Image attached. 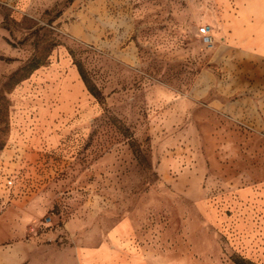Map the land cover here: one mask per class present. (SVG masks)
<instances>
[{
	"label": "rangeland",
	"instance_id": "rangeland-1",
	"mask_svg": "<svg viewBox=\"0 0 264 264\" xmlns=\"http://www.w3.org/2000/svg\"><path fill=\"white\" fill-rule=\"evenodd\" d=\"M220 1L0 0V264H264V94L209 74Z\"/></svg>",
	"mask_w": 264,
	"mask_h": 264
},
{
	"label": "crops",
	"instance_id": "crops-1",
	"mask_svg": "<svg viewBox=\"0 0 264 264\" xmlns=\"http://www.w3.org/2000/svg\"><path fill=\"white\" fill-rule=\"evenodd\" d=\"M208 24L212 28L213 41L211 46H206L208 51L206 66H215L209 70V74L219 83V93L231 95L234 92H242L256 97L262 96L264 0H221ZM247 71H250L251 75ZM117 244L124 246L122 240ZM102 251L101 249L99 252ZM99 252L96 249L95 255H90L85 263L144 264L141 254L137 255L129 248V260L114 252L105 257Z\"/></svg>",
	"mask_w": 264,
	"mask_h": 264
},
{
	"label": "built area",
	"instance_id": "built-area-1",
	"mask_svg": "<svg viewBox=\"0 0 264 264\" xmlns=\"http://www.w3.org/2000/svg\"><path fill=\"white\" fill-rule=\"evenodd\" d=\"M211 29L212 28L209 24L201 25L198 28V33L200 34L201 42L206 46H211L213 41Z\"/></svg>",
	"mask_w": 264,
	"mask_h": 264
},
{
	"label": "trees",
	"instance_id": "trees-1",
	"mask_svg": "<svg viewBox=\"0 0 264 264\" xmlns=\"http://www.w3.org/2000/svg\"><path fill=\"white\" fill-rule=\"evenodd\" d=\"M37 66H33V69H35ZM90 91L92 92V94H95L96 92L93 90L92 87H90ZM237 264H250V262L243 260V259H238L236 260Z\"/></svg>",
	"mask_w": 264,
	"mask_h": 264
}]
</instances>
